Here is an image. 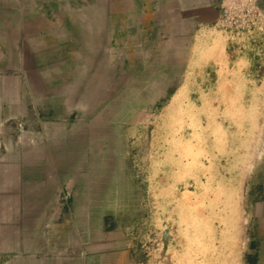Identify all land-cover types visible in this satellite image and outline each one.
<instances>
[{
	"label": "rangeland",
	"instance_id": "rangeland-1",
	"mask_svg": "<svg viewBox=\"0 0 264 264\" xmlns=\"http://www.w3.org/2000/svg\"><path fill=\"white\" fill-rule=\"evenodd\" d=\"M72 10L76 53L99 85L74 89L72 114L111 109L119 147L88 159L125 176L120 202L131 210L110 232L127 235V260L264 264V0H82ZM11 74L0 71V159L20 157L31 122L25 90L10 98L4 87ZM37 106L29 114L54 116Z\"/></svg>",
	"mask_w": 264,
	"mask_h": 264
},
{
	"label": "crops",
	"instance_id": "crops-1",
	"mask_svg": "<svg viewBox=\"0 0 264 264\" xmlns=\"http://www.w3.org/2000/svg\"><path fill=\"white\" fill-rule=\"evenodd\" d=\"M79 1L0 0V71L25 90L31 120L20 157L0 159V264H131L127 235L110 232L113 218L131 210L120 202L125 176L108 159H88L119 147L109 143L111 109L72 114L74 89L99 86L76 53ZM34 103L54 116L29 114Z\"/></svg>",
	"mask_w": 264,
	"mask_h": 264
},
{
	"label": "bare ground",
	"instance_id": "bare-ground-1",
	"mask_svg": "<svg viewBox=\"0 0 264 264\" xmlns=\"http://www.w3.org/2000/svg\"><path fill=\"white\" fill-rule=\"evenodd\" d=\"M130 5V4H129ZM128 5V6H129ZM129 27H131V26H129ZM134 63L135 64H138V61H135L134 60ZM4 87L6 88V90L9 92V95H10V98H13V93L12 92H14V88H13V84H12V82L10 81V80H7L6 81V85H4Z\"/></svg>",
	"mask_w": 264,
	"mask_h": 264
}]
</instances>
